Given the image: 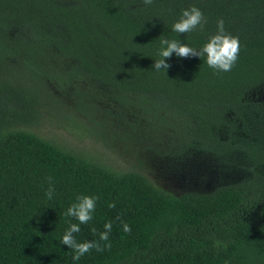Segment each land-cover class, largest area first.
<instances>
[{"label":"trees","instance_id":"1","mask_svg":"<svg viewBox=\"0 0 264 264\" xmlns=\"http://www.w3.org/2000/svg\"><path fill=\"white\" fill-rule=\"evenodd\" d=\"M191 6L203 30L174 32ZM220 19L239 38L230 72L175 53L153 68L161 38L200 50ZM64 106L115 121V137L145 140L160 158L206 155L243 174L175 194L18 127L50 108L78 136L94 134ZM78 196L98 198L86 224L65 216ZM73 223L77 242L111 248L74 262L61 243ZM0 264H264V0H0Z\"/></svg>","mask_w":264,"mask_h":264},{"label":"rangeland","instance_id":"2","mask_svg":"<svg viewBox=\"0 0 264 264\" xmlns=\"http://www.w3.org/2000/svg\"><path fill=\"white\" fill-rule=\"evenodd\" d=\"M12 81L14 84L26 87L20 78L16 77ZM66 104L73 108L70 103ZM47 109L53 111L50 108L42 109V115L38 117L37 121L20 123L18 127L30 130L72 150L86 149V153L94 154V157L116 170L138 171L155 185L175 194L187 190L208 191L218 184L232 183L243 174L240 168L223 164L206 155L197 154L182 160L160 158L157 150H154L145 140L136 146L125 142L124 137L129 138L128 135L123 134V136L115 137L116 131L122 132L119 127L115 126V121L110 124L107 119H103L96 112L98 116L94 119L96 121L93 124L82 113H74L64 106L63 112L68 111L71 114H76L81 123L90 125L94 131V134L78 136L77 130L69 127L70 123L58 122L57 116L53 112H47ZM100 130L103 134L110 136L101 138Z\"/></svg>","mask_w":264,"mask_h":264},{"label":"clouds","instance_id":"3","mask_svg":"<svg viewBox=\"0 0 264 264\" xmlns=\"http://www.w3.org/2000/svg\"><path fill=\"white\" fill-rule=\"evenodd\" d=\"M143 2L145 5H151L153 0H143ZM206 23L207 20L203 12L195 6H191L190 8L183 10L182 16L178 22L173 24L172 30L178 34H184L192 32L199 27L202 31ZM217 30V33L211 36L208 42H206L200 50L181 44L177 40L161 38L160 48L157 53L161 59L155 60L153 68L157 71L161 69L167 70L170 65L165 62L166 58H170L173 53H175V55L180 58L206 57L208 67L213 69L215 74L230 72L235 66L239 56V38L225 32L224 21L222 19L217 21ZM47 180L49 186L45 192V196L48 199H52L55 194V187L53 185L52 177H48ZM97 199V197L92 196H78L77 202L73 203L67 209L65 216L75 218L79 221V224L88 223L93 219L92 214L95 211ZM108 206L109 208H114L115 204L110 203ZM79 224H70L61 240L63 245H67L68 248L74 252V255H72L74 262L79 261L81 257L93 248L98 252L104 251L105 248H111L110 243H106L102 247L99 242H77L73 234L80 231ZM104 228L105 231L99 234L100 241H108L109 233L112 230V222L109 221L105 223ZM92 231L95 233L96 229L93 228ZM123 231L125 233H130V226L125 223L123 225Z\"/></svg>","mask_w":264,"mask_h":264}]
</instances>
